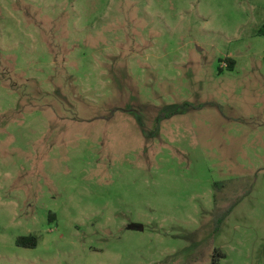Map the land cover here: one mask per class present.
<instances>
[{"label":"rangeland","instance_id":"obj_1","mask_svg":"<svg viewBox=\"0 0 264 264\" xmlns=\"http://www.w3.org/2000/svg\"><path fill=\"white\" fill-rule=\"evenodd\" d=\"M263 27L264 0H0V264H264Z\"/></svg>","mask_w":264,"mask_h":264},{"label":"trees","instance_id":"obj_2","mask_svg":"<svg viewBox=\"0 0 264 264\" xmlns=\"http://www.w3.org/2000/svg\"><path fill=\"white\" fill-rule=\"evenodd\" d=\"M264 28V27H263ZM226 66L229 70H232L234 67V60L232 59H227L226 60ZM234 205L230 206L227 208L223 213L221 218L216 222V231L219 229V226L223 220L224 217L228 216L231 213V210L233 209ZM18 247H23V248H36L38 245V238L34 235L30 236H23L19 237L17 242H16Z\"/></svg>","mask_w":264,"mask_h":264},{"label":"water","instance_id":"obj_3","mask_svg":"<svg viewBox=\"0 0 264 264\" xmlns=\"http://www.w3.org/2000/svg\"><path fill=\"white\" fill-rule=\"evenodd\" d=\"M134 228L138 231H143L144 227L143 226H134Z\"/></svg>","mask_w":264,"mask_h":264}]
</instances>
